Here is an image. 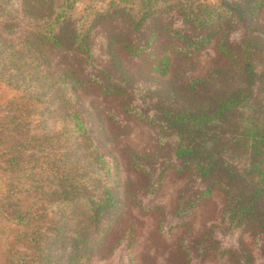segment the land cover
Returning a JSON list of instances; mask_svg holds the SVG:
<instances>
[{
	"label": "trees",
	"instance_id": "trees-1",
	"mask_svg": "<svg viewBox=\"0 0 264 264\" xmlns=\"http://www.w3.org/2000/svg\"><path fill=\"white\" fill-rule=\"evenodd\" d=\"M76 2L24 0L30 21L23 41L0 47V173L13 175L0 212L11 209L16 236L14 246L3 245L0 264H88L96 234L107 233L119 199L112 168L80 110L79 93L90 89L121 98L126 116L160 130V146L176 138L171 167L190 177L178 216L217 192L224 199L222 222L232 234L264 235V25L255 28L264 0H111L94 18L86 13L74 19ZM3 11L0 5L1 17ZM115 22L122 28L112 29ZM239 25L248 34L232 42ZM100 27L109 30L107 69L92 61L93 30ZM163 37L170 42L155 47ZM215 41L224 67L180 87L165 82L176 72V58L193 60ZM124 54L151 64L146 70L163 78L166 88L148 95L135 88ZM6 87L18 93L11 98ZM59 116L63 127H50L51 117ZM131 160L153 183L162 181L163 172L156 176L144 159ZM215 242L213 229L198 250H220ZM239 245L222 255L250 264V252ZM179 250L180 264H194L184 238Z\"/></svg>",
	"mask_w": 264,
	"mask_h": 264
},
{
	"label": "rangeland",
	"instance_id": "rangeland-1",
	"mask_svg": "<svg viewBox=\"0 0 264 264\" xmlns=\"http://www.w3.org/2000/svg\"><path fill=\"white\" fill-rule=\"evenodd\" d=\"M23 1L0 0V5L4 8V16H0L2 48H8L6 43L12 45V42L18 46L24 39L23 31L30 19L22 11ZM110 1L77 0L71 12L72 17L80 19L87 13V17L94 18L99 11H106L109 8ZM200 1L213 4L223 0ZM11 19L12 24L8 22ZM263 25L264 11L255 28ZM111 28L119 29L122 25L115 22L111 24ZM93 31L91 40L93 67L107 69L105 45L109 30L100 27ZM247 34L248 29L244 25H239L232 31L230 41H242ZM169 42V39L163 37L154 46ZM54 57L58 59L57 55ZM122 58L133 77L135 88L144 90L147 95L149 92L153 94L156 88H166V84L161 82L163 78L159 79L160 77L148 73L146 67L150 68L151 64L148 66L141 57L131 58L124 54ZM175 65L176 72L165 82L180 87L186 80L204 78L212 69L224 67L226 61L216 49L215 41L213 45L199 51L193 60L184 61L176 58ZM85 71L89 72V67L86 66ZM1 80L6 84L8 77ZM1 87H4L2 83ZM4 89L5 93H18V90L7 87ZM13 95L10 94V97L13 98ZM79 100L80 110L86 119L94 145L106 157L112 168L116 195L119 199L118 209L110 214L111 222L107 233L100 237L98 234L95 236L99 241L92 249V259L88 264H180L182 256L179 245L183 238L194 264H238L229 255L222 254L223 249L231 247L239 249V244L250 252L252 256L250 264H264V235H243L239 232L232 234L228 226L222 222L224 199L220 193L216 192L212 199L199 205L190 214L177 215L178 202L182 193L187 192L190 177L179 176L171 167L175 161L173 149L176 138L167 137L165 145L160 146L158 141L160 130L146 126L136 117L126 116L122 108L123 101L119 97H108L97 89H90L80 92ZM64 123L60 116L51 117L49 126L61 129ZM133 155L144 159L145 165L150 167L156 176L163 172L162 181L156 185L152 177L136 171L131 160ZM4 166L9 167L6 164ZM55 171L62 172V169L58 171L57 168ZM12 177V173L5 171L0 173V201L11 196ZM200 186L197 182L196 190ZM10 213L11 209L7 212L8 216L0 212V251L3 245L14 246L15 224ZM213 229L215 243L222 248L202 253V250H198V244Z\"/></svg>",
	"mask_w": 264,
	"mask_h": 264
}]
</instances>
